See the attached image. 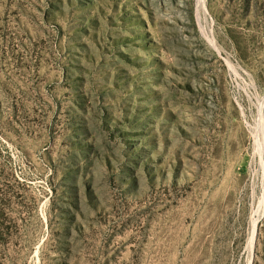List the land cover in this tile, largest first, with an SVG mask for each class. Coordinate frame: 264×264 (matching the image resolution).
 Wrapping results in <instances>:
<instances>
[{
    "label": "rangeland",
    "instance_id": "1",
    "mask_svg": "<svg viewBox=\"0 0 264 264\" xmlns=\"http://www.w3.org/2000/svg\"><path fill=\"white\" fill-rule=\"evenodd\" d=\"M0 264H264V0H0Z\"/></svg>",
    "mask_w": 264,
    "mask_h": 264
},
{
    "label": "trees",
    "instance_id": "2",
    "mask_svg": "<svg viewBox=\"0 0 264 264\" xmlns=\"http://www.w3.org/2000/svg\"><path fill=\"white\" fill-rule=\"evenodd\" d=\"M0 240L2 241V242H4L5 240H4V238H2V236L0 237Z\"/></svg>",
    "mask_w": 264,
    "mask_h": 264
}]
</instances>
